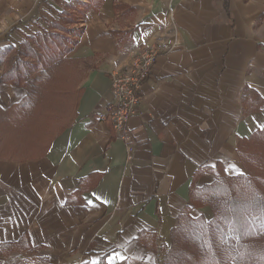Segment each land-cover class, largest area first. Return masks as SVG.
<instances>
[{"label":"crops","instance_id":"0c3cea01","mask_svg":"<svg viewBox=\"0 0 264 264\" xmlns=\"http://www.w3.org/2000/svg\"><path fill=\"white\" fill-rule=\"evenodd\" d=\"M149 46L128 150L100 115ZM262 132L264 0H0V264H159L192 186Z\"/></svg>","mask_w":264,"mask_h":264},{"label":"rangeland","instance_id":"374dc122","mask_svg":"<svg viewBox=\"0 0 264 264\" xmlns=\"http://www.w3.org/2000/svg\"><path fill=\"white\" fill-rule=\"evenodd\" d=\"M69 15L71 19L70 23H78L82 17V12L79 10L78 12H71ZM57 34L59 41L62 39V34ZM22 50L26 51L27 49L22 48ZM9 58L10 62L13 58L20 59V54L19 52H12ZM10 62L7 63V66H9ZM239 158L243 165V171L236 175H227L222 171L214 172L215 179L204 184L210 186L207 193H205L206 195L196 192L192 198L191 208L185 212L180 222L184 233L187 232L186 234H189L192 232V237L204 239L207 242L205 245L209 249L203 253V256L209 260L208 256H211L210 253L214 255L213 262L209 264H254L252 260L264 261L263 220L260 223L263 225L259 226L260 228L255 230L256 233L250 236H244L248 224L239 229V235L243 234L244 238H247V248L243 251L236 244L238 236L235 234L231 224L226 221L229 215L233 217L235 215L246 217V219L250 220L254 216L264 214V211H262V209L264 210V132L253 139L247 140L242 145L239 150ZM229 177L233 178L230 179ZM217 224L222 227L223 231H220L216 227ZM182 235L180 232L175 237V243L178 242L179 247L181 246V249L184 251L180 256V260H183V257L185 259L191 254H197L192 240L190 241V238H186L185 240L182 238ZM169 245L170 242L168 245L164 244L159 264H162L163 256L166 254L167 246ZM210 248L211 252H209ZM259 249L263 250L259 251ZM177 252H175V255L178 254ZM171 253L169 252L170 257L173 258V254ZM236 254L241 255V258L243 257L242 259L244 260L239 261ZM192 258H196L195 255ZM33 262L36 263L31 258L25 257L14 261L13 264H32ZM180 262L174 258L171 264H189L187 262ZM37 263L48 264L42 261ZM193 263L199 264L198 261Z\"/></svg>","mask_w":264,"mask_h":264},{"label":"built area","instance_id":"2783aa9c","mask_svg":"<svg viewBox=\"0 0 264 264\" xmlns=\"http://www.w3.org/2000/svg\"><path fill=\"white\" fill-rule=\"evenodd\" d=\"M79 1L87 2V0ZM158 55V48L149 46L139 51L128 65L110 74L112 100L107 104L100 118L110 123L113 135L122 140L128 150L131 146L128 120L137 111L142 98V84Z\"/></svg>","mask_w":264,"mask_h":264},{"label":"trees","instance_id":"16d2710c","mask_svg":"<svg viewBox=\"0 0 264 264\" xmlns=\"http://www.w3.org/2000/svg\"><path fill=\"white\" fill-rule=\"evenodd\" d=\"M61 19L63 22H70L71 21L70 17L67 15ZM52 24L53 25L56 24L59 26L61 24V22L53 21ZM19 66H21V68H19ZM25 66L29 67L30 64L27 63L26 61H24L23 59L16 58L15 61L11 63L10 67L7 69V71L4 73V75H2V77L4 79L10 80V81H12V80L21 81L22 79L25 81V79H27L29 77L28 69H22V67H25ZM31 66H33V65H31ZM17 68H18V70H17ZM20 78H22V79L19 80ZM197 173H199V172H197ZM229 178L232 179L233 177H229ZM209 187H210L209 185H203L201 187H196L193 185L191 188V198H193L195 196L196 192H201L202 194L206 195L205 193H207V190ZM246 205H247V202H246ZM190 208L191 207H188L185 212L189 211ZM262 211H264V210L262 209ZM185 212L179 218L177 225L171 230L170 245L167 246V252L163 256L162 264H171V261H173L174 258L178 259L181 262H187L189 264H194L193 262H197V261L199 262V264L212 263L214 260V255L212 253H210L211 256H208L209 260H207L206 257L203 256V253L207 252V249H209V247H207L205 245L207 242L204 239H198L197 237H192V232L189 234H186L187 232L184 233V231L182 230V226L180 225V222H181L183 216L185 215ZM239 215H241V214H239ZM261 220H263V224H264V214H260V216H258V215L254 216L250 220L246 219V217H239L237 215H235L234 217L232 215L231 216L229 215L227 217V219H226L227 223L231 224V227L235 231V234L238 236L236 244L239 245L238 247L241 248L242 251L247 248V244H246L247 238H244V236H246V235L250 236L252 234H255L256 233L255 230L259 229L260 228L259 226L263 225V224H260ZM243 226H246L244 236H243V234L239 235V233H238L239 229ZM216 227H218V229L220 231H223L222 227L219 224H217ZM180 232H181V235L183 234L182 235L183 239L186 240V238H190L189 240L190 241L192 240V243L195 245V252H197V254L194 253L196 258H192V257H194V255L191 254L188 257H186L185 259L183 257V260H180V256H181V254L184 253V251L181 249V246L179 247L178 242L175 243V237L177 236V234H180ZM223 236H225V235H223ZM242 236H243V238H242ZM211 248H210L209 252H211ZM262 250L263 249H259V251H262ZM176 251H178L177 252L178 254L175 255ZM169 252H172L171 254H173V258L170 257ZM236 257L239 258V261L244 260V259H242L243 257L241 258V255H239V254H236ZM188 260H190V262H188ZM252 262L254 264H264V261L260 262L258 260H252ZM238 264H241V263H238Z\"/></svg>","mask_w":264,"mask_h":264},{"label":"snow or ice","instance_id":"6c2138e0","mask_svg":"<svg viewBox=\"0 0 264 264\" xmlns=\"http://www.w3.org/2000/svg\"><path fill=\"white\" fill-rule=\"evenodd\" d=\"M97 199H99V197H97ZM116 255H119L118 253ZM121 259H123V257H121Z\"/></svg>","mask_w":264,"mask_h":264}]
</instances>
